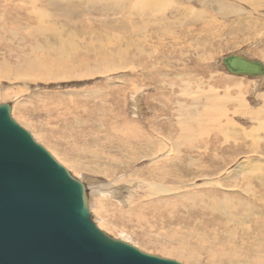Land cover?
I'll use <instances>...</instances> for the list:
<instances>
[{"label":"rangeland","instance_id":"374dc122","mask_svg":"<svg viewBox=\"0 0 264 264\" xmlns=\"http://www.w3.org/2000/svg\"><path fill=\"white\" fill-rule=\"evenodd\" d=\"M263 3L174 0L157 20L133 16L135 35L121 13L94 23L90 0H0V71L36 65L0 75V104L87 184L108 235L183 264H264V77L222 64L232 53L264 62ZM124 53L118 71L101 57L42 75L58 59ZM203 94L218 119L206 121L203 139L175 136ZM159 140L171 154L158 152ZM146 182L169 192L150 194Z\"/></svg>","mask_w":264,"mask_h":264},{"label":"water","instance_id":"95a60500","mask_svg":"<svg viewBox=\"0 0 264 264\" xmlns=\"http://www.w3.org/2000/svg\"><path fill=\"white\" fill-rule=\"evenodd\" d=\"M222 64L264 76L260 59L232 53ZM86 185L0 104V264H183L104 232Z\"/></svg>","mask_w":264,"mask_h":264},{"label":"bare ground","instance_id":"6f19581e","mask_svg":"<svg viewBox=\"0 0 264 264\" xmlns=\"http://www.w3.org/2000/svg\"><path fill=\"white\" fill-rule=\"evenodd\" d=\"M90 3H96V5L92 8V10H90V13H91V15H92V17L94 19V23H100V22L108 20L109 17H110V14H112V13H115V12L116 13H121L124 16L125 20L127 21V26L130 27L129 31H131V33H136L135 35H138L139 31H140V28L134 24L133 16H136L138 14L140 16L138 18V20L145 21V18H146L145 14L148 13V12H151V14L149 15V18L152 19V20L153 19L157 20V19H159L158 15H156V18H154V17L152 18L151 15L155 14V13L159 14V11L160 10L163 11L166 7H167V9L172 7L173 4H174V0H90ZM150 4L157 5L158 7L154 8V7L150 6ZM79 5L81 7H84L83 3H80ZM263 5H264V3L262 4V6ZM106 12H108L109 14H107ZM127 14L130 15V16L127 17ZM142 14H143V17H142ZM161 16L162 15L160 14L159 17H161ZM102 18H103V20H101ZM190 21H191V19H190ZM184 22H186V21H184ZM206 22H207V20H206ZM180 25H182V23ZM105 26H107V24L103 23L101 27H105ZM142 28H146V26H144ZM172 29H174V28H172ZM66 40H68V39H66ZM101 57H104L102 64H103V66L105 65V67H103V68H105V69L109 68L110 71H115V70L118 71L121 67H123V66L126 67V65H127V64H125V65L121 64L123 58H125V53L123 55H121V56H119V55H110V54H101L99 56L98 55H93V56L88 57L86 59V61H82L84 58L67 59V60L58 59V60H55V61L50 62L48 64H45L46 69H44V71L42 72V75L43 76H46L47 74H52V75L55 74V75H57V74H59L60 71H62V72L66 71V72L75 73L73 71L78 70L77 67L79 68V66H81V65H83V67H84V64L88 63L89 61L91 62V60H95L97 62H100L99 59H101ZM223 57H222V60H223ZM124 63H127L126 60H125ZM2 65H4V64H2ZM7 65H6L5 68L1 69L0 75L5 76V77L9 76L10 74L18 75L21 70H32L36 66V65H28V66H22V67H18V68H11L12 67L11 66V67L7 68ZM96 65H98V64H96ZM2 67H4V66H2ZM10 69L12 70V72L10 71ZM94 69H96V68H94ZM91 70H93V69H90L87 72L91 73L92 72ZM99 71H101V70H99ZM106 71H108V70H106ZM87 72L85 71L86 74H87ZM101 72H103V71H101ZM249 77H251V76H249ZM255 77H264V76H255ZM189 95L191 96V94H189ZM200 96H202V95H200ZM204 96H206V95H204ZM192 97H194V96H192ZM202 98H203V96H202ZM198 99H199V97H198ZM205 99L206 100L203 103H202V101L201 102L199 101L200 103L196 104V105H198V107L194 106L195 104H192L193 102L191 103L194 108L190 107L191 110H189V111L187 110L188 114L185 116V118L183 117L184 120L181 123L179 122L178 127H179L180 130H179V132H176L175 136L184 135L185 138L188 141H190L191 138H195V139H203L204 138V135L207 133L206 121L209 120V119H218L216 117L218 112H217L216 109H214L212 107V106L215 105V103L214 102L208 103L209 99H208L207 96L205 97ZM221 100L224 101V103H226V104H229L232 101H234L233 99L231 101V98H229V94H227V93H225L224 96L221 97ZM186 104H188V103H186ZM234 109L239 114L246 115V116L248 115L247 117H251V118H253V115H255L254 113H256V111L253 110V109H250V107H247V108L241 110L240 107L235 105ZM183 110H185V106H184ZM198 118H200L199 122H198ZM173 121H175V120H173ZM165 122H167V121H165ZM213 124H214L215 128H218L219 121H215V122H213ZM166 134H168V133H166ZM197 135L201 136V137L198 138ZM232 137H234V133L232 134ZM160 141L161 140H159L158 152L161 151L162 154H167V155L171 154V150H172L171 148H168V151H166L167 153L165 152V150L167 148V145H169V144H167L166 142H160ZM168 143H170V142H168ZM146 184H147V187H148V192H150V194H161V193L163 194V193H168L169 192V188L167 189V187H165V185H163L161 182H158V183H156V182H146ZM224 201H225L224 199H220L219 200L221 206L224 204ZM230 205H231V203H230ZM226 206H228V203H227ZM230 208H231V206H230ZM235 208H236V206H235ZM226 210H227V208H226Z\"/></svg>","mask_w":264,"mask_h":264}]
</instances>
